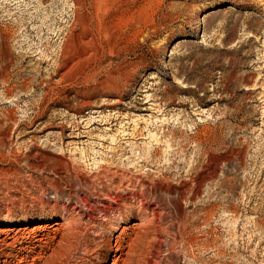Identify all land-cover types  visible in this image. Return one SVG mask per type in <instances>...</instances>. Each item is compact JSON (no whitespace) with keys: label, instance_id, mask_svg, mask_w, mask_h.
Instances as JSON below:
<instances>
[{"label":"rangeland","instance_id":"obj_1","mask_svg":"<svg viewBox=\"0 0 264 264\" xmlns=\"http://www.w3.org/2000/svg\"><path fill=\"white\" fill-rule=\"evenodd\" d=\"M77 1L0 0V264H264V0Z\"/></svg>","mask_w":264,"mask_h":264},{"label":"bare ground","instance_id":"obj_2","mask_svg":"<svg viewBox=\"0 0 264 264\" xmlns=\"http://www.w3.org/2000/svg\"><path fill=\"white\" fill-rule=\"evenodd\" d=\"M77 4H80V1H77ZM86 4V1H85ZM86 6V5H83ZM78 18V16H77ZM80 18V17H79ZM81 20V19H80ZM79 22V21H78ZM77 22V23H78ZM80 23V22H79ZM91 25V24H90ZM87 28H88V24H86ZM84 25V28L86 27ZM86 40H89L90 34L85 32V34H83ZM115 210V209H114ZM85 215V214H84ZM107 216V215H106ZM89 218V217H88ZM105 218V217H104ZM110 223H113V218H109L107 219ZM106 221V220H104ZM69 223V222H68ZM96 222L93 218H89L85 221V219L82 217V219H75L72 220V222H70V224H68V228H66L68 231L66 232L65 235H62L61 241L59 242V244L55 247V250L49 248L50 247V239L47 235H43L42 238H37L34 240V247H32L31 249L35 250V248H39L40 251L36 253V257L33 258V260L30 262L28 260V258H22L20 260H18L17 264H67L66 262L69 261V259H71V255L73 254L72 252L74 251V244H77V246H79V244L82 242V240H86L87 237V233L89 232V230L94 229L93 226H95ZM59 225V224H58ZM61 227V226H60ZM64 227V226H63ZM62 227V228H63ZM103 225H100L99 227H96V229H100L102 228ZM12 233L14 232L13 230H10ZM29 231L30 233H33L34 236L37 232L42 231V228H36V229H24L22 231L23 234H26V232ZM41 233V232H40ZM10 235V234H9ZM8 235V236H9ZM15 235V234H14ZM18 234H16L17 236ZM7 236V237H8ZM15 236V237H16ZM39 237V236H38ZM10 238V237H9ZM23 238V237H22ZM35 238V237H34ZM13 239V238H11ZM24 239V238H23ZM14 241V239H13ZM12 241V243H13ZM17 242V240H16ZM19 242V241H18ZM24 242V241H23ZM11 243V244H12ZM32 243V244H33ZM36 243V244H35ZM5 244L6 241H5ZM20 244V243H19ZM22 244V243H21ZM8 245V244H7ZM86 245V244H85ZM9 247V246H8ZM11 247V245H10ZM30 248V247H29ZM113 248V246H112ZM5 249V248H4ZM46 249H50L51 251L53 250L52 254H50L49 257H45L44 256V252ZM30 256V255H29ZM121 259L116 258L114 264H119ZM4 264H8L7 262L3 261ZM16 263V262H15Z\"/></svg>","mask_w":264,"mask_h":264}]
</instances>
